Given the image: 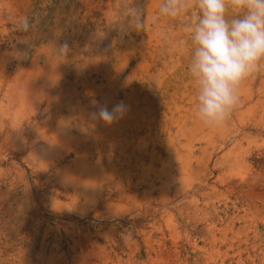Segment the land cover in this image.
Masks as SVG:
<instances>
[{"label": "rangeland", "instance_id": "obj_1", "mask_svg": "<svg viewBox=\"0 0 264 264\" xmlns=\"http://www.w3.org/2000/svg\"><path fill=\"white\" fill-rule=\"evenodd\" d=\"M160 3L0 0V264H264V68L203 126Z\"/></svg>", "mask_w": 264, "mask_h": 264}, {"label": "clouds", "instance_id": "obj_2", "mask_svg": "<svg viewBox=\"0 0 264 264\" xmlns=\"http://www.w3.org/2000/svg\"><path fill=\"white\" fill-rule=\"evenodd\" d=\"M195 8L181 47L188 53L187 72L195 86L194 114L207 128H219L230 119L239 102V87L264 68V0H161L158 16L175 20ZM130 27L146 28L142 11H128ZM23 28L28 27L27 20ZM67 53L69 44L60 45ZM127 107L118 102L111 109L99 105L93 118L117 122Z\"/></svg>", "mask_w": 264, "mask_h": 264}]
</instances>
